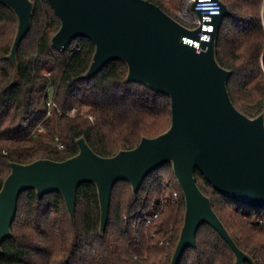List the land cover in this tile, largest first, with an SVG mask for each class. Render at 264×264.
Returning a JSON list of instances; mask_svg holds the SVG:
<instances>
[{
  "label": "trees",
  "instance_id": "1",
  "mask_svg": "<svg viewBox=\"0 0 264 264\" xmlns=\"http://www.w3.org/2000/svg\"><path fill=\"white\" fill-rule=\"evenodd\" d=\"M151 1L175 17L186 0ZM222 1L231 13L218 30L216 58L231 71L227 86L234 104L255 117L264 113V0ZM33 2L31 26L14 62L9 55L19 20L0 1V190L13 161L67 159L79 152L80 137L98 154L112 156L172 124L171 96L128 79L125 60L113 58L86 77L96 50L93 40L79 36L56 48L52 37L61 20L48 0ZM48 88L61 113L55 108L47 114ZM196 176L238 245L254 259L244 264H264V207L221 193L198 169ZM185 210L172 161L151 172L137 192L128 180L114 184L104 231L95 182L78 185L74 218L60 190L39 196L30 188L20 197L12 235L2 241L0 264H171ZM179 264L239 263L221 234L203 222L196 246L186 248Z\"/></svg>",
  "mask_w": 264,
  "mask_h": 264
},
{
  "label": "water",
  "instance_id": "2",
  "mask_svg": "<svg viewBox=\"0 0 264 264\" xmlns=\"http://www.w3.org/2000/svg\"><path fill=\"white\" fill-rule=\"evenodd\" d=\"M0 1L18 16L9 55L16 62L18 46L31 26L34 2ZM48 1L61 20L52 37L56 48L62 50L79 36L93 40L96 50L86 77L113 58L125 60L128 79L171 96L172 124L159 135L144 136L136 147L121 149L112 156L98 154L85 137H80L79 152L67 159L11 162V172L0 190V254L2 241L12 235L25 190L35 188L39 196L60 190L74 218L78 185L95 182L104 231L114 184L128 180L137 192L151 172L172 161L186 210L171 264H179L186 248L196 246L203 222L210 223L228 242L239 264L254 262L227 229L196 176L198 169L221 193L238 202L264 207V113L251 117L238 109L227 86L231 71L216 58L217 33L223 18L231 13L228 4L219 0L220 12L205 21L212 29H191L151 0ZM187 37L198 41L201 50Z\"/></svg>",
  "mask_w": 264,
  "mask_h": 264
},
{
  "label": "built area",
  "instance_id": "3",
  "mask_svg": "<svg viewBox=\"0 0 264 264\" xmlns=\"http://www.w3.org/2000/svg\"><path fill=\"white\" fill-rule=\"evenodd\" d=\"M196 2V6L193 7V3ZM221 10V5L219 0H186L184 5L182 6L181 10L178 12V17L182 19V21L188 22V23H200L204 28L206 29H212L213 26L206 24V20H212V15L219 13ZM209 25V26H208ZM187 26V25H186ZM202 33V34H201ZM201 36H204L205 34L203 32L199 33ZM187 41L193 43L197 50L200 51V43L192 38L187 37ZM81 48L80 44H77L75 49L78 50ZM49 75V72L47 73V76ZM52 90L47 89L45 99L48 107L47 114L50 115L53 113L54 109L56 108L59 113L62 112V110L58 107V104L54 98V95H51ZM75 113V109L71 111V114ZM91 119H94V117L91 116ZM43 129V128H42ZM59 147H63V144L60 143ZM159 215V212L154 213V217H157ZM151 219H147V222H150ZM154 236L155 233H152ZM161 242H163L161 240ZM169 244V241L168 243Z\"/></svg>",
  "mask_w": 264,
  "mask_h": 264
},
{
  "label": "rangeland",
  "instance_id": "4",
  "mask_svg": "<svg viewBox=\"0 0 264 264\" xmlns=\"http://www.w3.org/2000/svg\"><path fill=\"white\" fill-rule=\"evenodd\" d=\"M180 11V10H179ZM178 11V12H179ZM178 12L176 13V18L181 22L183 23L184 25H187V27L191 28V29H195V28H198L200 26H202V24L196 22V23H188V22H185V21H182L181 18L178 17ZM204 28V26H202ZM51 95L53 96V92L51 93Z\"/></svg>",
  "mask_w": 264,
  "mask_h": 264
},
{
  "label": "bare ground",
  "instance_id": "5",
  "mask_svg": "<svg viewBox=\"0 0 264 264\" xmlns=\"http://www.w3.org/2000/svg\"><path fill=\"white\" fill-rule=\"evenodd\" d=\"M209 26V25H208ZM202 34V33H201Z\"/></svg>",
  "mask_w": 264,
  "mask_h": 264
}]
</instances>
